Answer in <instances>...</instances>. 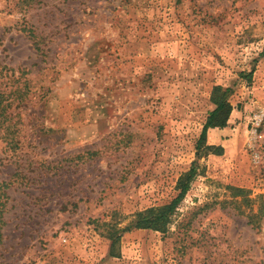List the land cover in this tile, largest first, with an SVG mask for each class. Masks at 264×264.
I'll return each instance as SVG.
<instances>
[{"label": "rangeland", "instance_id": "obj_1", "mask_svg": "<svg viewBox=\"0 0 264 264\" xmlns=\"http://www.w3.org/2000/svg\"><path fill=\"white\" fill-rule=\"evenodd\" d=\"M263 108L264 0H0V264H264Z\"/></svg>", "mask_w": 264, "mask_h": 264}, {"label": "trees", "instance_id": "obj_2", "mask_svg": "<svg viewBox=\"0 0 264 264\" xmlns=\"http://www.w3.org/2000/svg\"><path fill=\"white\" fill-rule=\"evenodd\" d=\"M226 90L220 85H214L211 90L210 100L215 104V107L208 113L206 120L202 126L201 133L198 139L197 147H202L204 155L209 152L219 154L220 146L208 145L206 143V133L209 128L224 127L227 124L232 106L226 99ZM196 166L194 164L183 173L177 180L178 193L168 203L160 206L147 207L144 210L136 212L131 226L134 228L152 229L158 231H166L169 220L177 205L182 200L189 189L190 181L195 175ZM241 191L240 188H233ZM128 229V228H127ZM119 235L111 237L110 251L113 252L114 243L118 240Z\"/></svg>", "mask_w": 264, "mask_h": 264}, {"label": "built area", "instance_id": "obj_3", "mask_svg": "<svg viewBox=\"0 0 264 264\" xmlns=\"http://www.w3.org/2000/svg\"><path fill=\"white\" fill-rule=\"evenodd\" d=\"M251 118L253 121V126H255L252 132L255 133L257 131V127L259 126V124L264 118V108L259 110V112L253 113Z\"/></svg>", "mask_w": 264, "mask_h": 264}]
</instances>
